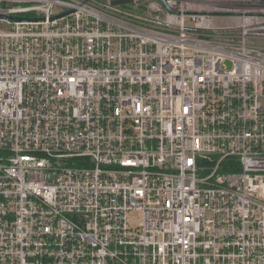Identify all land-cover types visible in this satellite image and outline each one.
Listing matches in <instances>:
<instances>
[{
    "label": "built area",
    "instance_id": "obj_1",
    "mask_svg": "<svg viewBox=\"0 0 264 264\" xmlns=\"http://www.w3.org/2000/svg\"><path fill=\"white\" fill-rule=\"evenodd\" d=\"M113 1L0 0V264H264V0Z\"/></svg>",
    "mask_w": 264,
    "mask_h": 264
},
{
    "label": "water",
    "instance_id": "obj_2",
    "mask_svg": "<svg viewBox=\"0 0 264 264\" xmlns=\"http://www.w3.org/2000/svg\"><path fill=\"white\" fill-rule=\"evenodd\" d=\"M131 0H114L113 3L114 4H119V3H126L129 2ZM165 2V0H163ZM171 11H175V9L169 8ZM0 18H8V19H14V20H21L24 19L22 17H14V16H8V15H4L0 13Z\"/></svg>",
    "mask_w": 264,
    "mask_h": 264
},
{
    "label": "rangeland",
    "instance_id": "obj_3",
    "mask_svg": "<svg viewBox=\"0 0 264 264\" xmlns=\"http://www.w3.org/2000/svg\"><path fill=\"white\" fill-rule=\"evenodd\" d=\"M227 65H228V66L230 65L229 62L227 63Z\"/></svg>",
    "mask_w": 264,
    "mask_h": 264
}]
</instances>
